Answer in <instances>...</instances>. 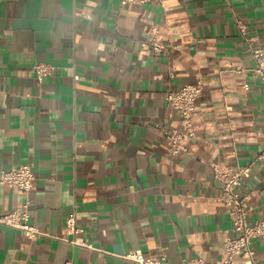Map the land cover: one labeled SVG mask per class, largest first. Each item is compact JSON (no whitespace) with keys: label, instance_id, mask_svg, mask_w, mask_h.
<instances>
[{"label":"crops","instance_id":"0c3cea01","mask_svg":"<svg viewBox=\"0 0 264 264\" xmlns=\"http://www.w3.org/2000/svg\"><path fill=\"white\" fill-rule=\"evenodd\" d=\"M155 23L162 55L142 45ZM258 47L264 0H0V170L32 165L31 221L49 234L0 224V264H138L124 257L135 249L170 264L221 258L234 232L213 160L263 153L239 190L248 219L264 218V83L233 70ZM38 60L55 66L41 84ZM199 76L191 153L170 154L161 126H184L166 93ZM24 198L0 183V214ZM74 208L97 249L56 237ZM253 247L264 263V239Z\"/></svg>","mask_w":264,"mask_h":264},{"label":"built area","instance_id":"2783aa9c","mask_svg":"<svg viewBox=\"0 0 264 264\" xmlns=\"http://www.w3.org/2000/svg\"><path fill=\"white\" fill-rule=\"evenodd\" d=\"M121 5L138 4L144 5L151 1L160 0H119ZM241 33L246 35V26L239 22ZM147 37L142 45L149 46L154 54L162 55L167 51L166 44L159 40L160 27L152 24ZM253 65L250 68L244 66L234 67L235 72L251 74L264 83V48L252 49ZM55 66L49 62L38 60L33 65V72L41 84L46 76L53 73ZM244 88L249 89L250 83L245 81ZM204 89V80L201 76L192 83H187L178 89L168 90L166 100L180 113V120L184 129L177 127L161 126L162 134L166 140V150L170 154H190L187 145V137L195 135L193 122V112L197 99ZM263 158V153L259 154L252 162L246 165H239L234 168L222 160H213L211 167L213 176L222 182L221 192L218 200L221 201L231 219L234 235H226L223 242V252L221 258L214 261L204 259H194L190 264H235L236 259L241 256L245 264H264L254 256V241L257 238L264 239V218H257L253 221L248 219V199L249 193L239 190V186L244 179L249 176L253 163ZM36 174L31 164H22L8 169L0 170V183L7 184L15 191L25 194L24 201L5 214H0V224L11 226L22 231V233L35 240L41 236L49 235L42 231L31 221V192L35 188ZM60 240L70 242L75 245L84 246L90 249H97L85 230L77 222V211L74 208L64 222V228L60 235L56 236ZM127 259L138 264H170L166 253L161 252L157 257L147 256L141 249H135L124 255Z\"/></svg>","mask_w":264,"mask_h":264}]
</instances>
